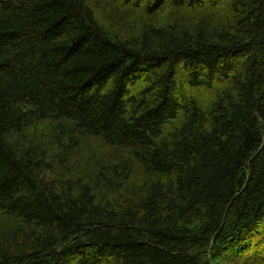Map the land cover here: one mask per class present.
Segmentation results:
<instances>
[{
  "label": "trees",
  "instance_id": "1",
  "mask_svg": "<svg viewBox=\"0 0 264 264\" xmlns=\"http://www.w3.org/2000/svg\"><path fill=\"white\" fill-rule=\"evenodd\" d=\"M0 264H264V0H0Z\"/></svg>",
  "mask_w": 264,
  "mask_h": 264
}]
</instances>
